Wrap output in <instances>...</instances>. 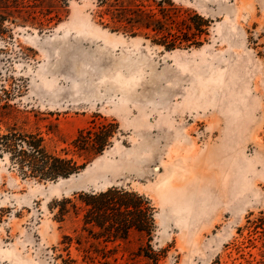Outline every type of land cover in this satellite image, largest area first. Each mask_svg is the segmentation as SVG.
<instances>
[{"label":"rangeland","instance_id":"obj_1","mask_svg":"<svg viewBox=\"0 0 264 264\" xmlns=\"http://www.w3.org/2000/svg\"><path fill=\"white\" fill-rule=\"evenodd\" d=\"M173 2L207 20L201 45L167 50L113 31L97 0H68L43 28L10 24L0 36L1 132H38L63 155L80 130L117 124L113 144L68 178L23 176L0 156V264H153L144 237L79 243L80 215L57 216L61 199L109 186L151 201L157 264L256 254L234 244L264 212V0Z\"/></svg>","mask_w":264,"mask_h":264},{"label":"trees","instance_id":"obj_2","mask_svg":"<svg viewBox=\"0 0 264 264\" xmlns=\"http://www.w3.org/2000/svg\"><path fill=\"white\" fill-rule=\"evenodd\" d=\"M67 1L0 0V36L9 31L10 24L25 26L27 22H31L38 23L43 28L52 19L51 13L55 12L58 16L64 12ZM97 7L99 16L107 18L106 26L113 31L143 36L167 50L183 44H202V21L207 24V20L198 13L187 11V16L181 17V8L173 0H97ZM35 9H39L42 18L34 15ZM116 125L108 122L101 124L96 130L94 127L80 130L63 155L48 150L44 138L38 132L7 128L5 132L0 131V156L7 154L23 176L39 180L68 178L80 172L87 163L95 160L113 144L112 127ZM75 197H65L56 203L60 206L57 216L62 220L71 211L80 215V230L86 235L80 234L79 243L82 236L88 241L93 240L92 244H99L125 241L132 234H138L146 239L147 246H141L139 252L153 264L158 263L160 255L151 252L150 244L157 230L154 207L145 195L135 190L109 186L98 191L81 190L75 193ZM246 228L250 236L246 241L235 243L234 249L246 259L242 252L244 248H255L256 254L250 253L251 259H246V263L264 264V212L249 219ZM242 230L239 228L240 232ZM246 242L247 245L244 246ZM74 263L75 260L70 256L63 260V264ZM211 264L229 263L217 257Z\"/></svg>","mask_w":264,"mask_h":264},{"label":"bare ground","instance_id":"obj_3","mask_svg":"<svg viewBox=\"0 0 264 264\" xmlns=\"http://www.w3.org/2000/svg\"><path fill=\"white\" fill-rule=\"evenodd\" d=\"M169 185V181L167 178H163L161 179V181L158 183V185L155 187L157 192L159 193H164V190H166L168 188Z\"/></svg>","mask_w":264,"mask_h":264}]
</instances>
